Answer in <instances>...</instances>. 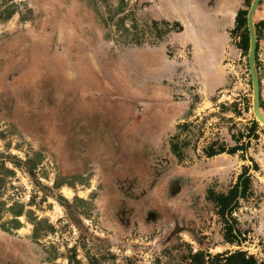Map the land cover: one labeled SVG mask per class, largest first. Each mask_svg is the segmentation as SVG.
I'll list each match as a JSON object with an SVG mask.
<instances>
[{
    "label": "rangeland",
    "instance_id": "obj_1",
    "mask_svg": "<svg viewBox=\"0 0 264 264\" xmlns=\"http://www.w3.org/2000/svg\"><path fill=\"white\" fill-rule=\"evenodd\" d=\"M118 3L0 0V222L13 202L28 215L0 227V264H68L71 248L82 264H188L187 248L264 261V124L248 53L225 60L226 85L205 96L138 0ZM254 67L260 101L258 52ZM210 144L241 149L209 157ZM243 168L249 188L231 214L242 235L228 243L206 196ZM34 218L54 231L33 238Z\"/></svg>",
    "mask_w": 264,
    "mask_h": 264
},
{
    "label": "crops",
    "instance_id": "obj_2",
    "mask_svg": "<svg viewBox=\"0 0 264 264\" xmlns=\"http://www.w3.org/2000/svg\"><path fill=\"white\" fill-rule=\"evenodd\" d=\"M138 4L150 20L181 26L180 31L167 33L165 43L174 47L175 56L183 58L177 61L178 65L187 62L203 95L208 96L226 85L223 63L237 59L242 53L237 46L239 40L233 42L232 30L237 12L245 8L244 0H138ZM253 23L264 26V0L255 9ZM257 52L264 56V27ZM219 70L223 76L217 79ZM260 99L264 105V72L260 76Z\"/></svg>",
    "mask_w": 264,
    "mask_h": 264
},
{
    "label": "trees",
    "instance_id": "obj_3",
    "mask_svg": "<svg viewBox=\"0 0 264 264\" xmlns=\"http://www.w3.org/2000/svg\"><path fill=\"white\" fill-rule=\"evenodd\" d=\"M104 2L108 0H102ZM252 0H244L245 8L240 9L237 12L235 26L232 30L233 36H238L239 41L237 42V46L242 49V52L247 54L249 49V36L248 29L246 23V16L248 12V8L251 5ZM124 5V0H119L118 3V12L122 11V6ZM119 24L123 26L122 18H119ZM135 25V24H134ZM151 27L158 32L159 40L162 39L170 31H180L182 28L178 23H170L164 20L150 21ZM254 32L256 37V51L257 52V42L259 37L261 36L263 25L259 23H254ZM126 29V28H125ZM158 30V31H157ZM127 31V29H126ZM137 43V42H135ZM138 44V43H137ZM260 106L262 107L263 102L260 99ZM257 126V122L253 120L251 122L250 127L247 129V135L254 136L255 127ZM181 127H186V124H182ZM175 138V137H174ZM171 151L176 156H180V147L177 142L170 144ZM241 148L237 144L231 146L230 148H225L224 146L215 147V144H210L206 150V155L211 157L213 155H217L223 152L228 154H235ZM256 167V164H254ZM253 165V166H254ZM247 170L243 168V172L238 176L236 183L231 186L227 192L225 193H215L212 190L207 191V199L212 200L215 205L218 207V213L221 216L223 222V239L225 242L234 243L239 242L241 240V232L238 228L235 227L236 221L233 218L232 210L238 204V198H241L246 195V192L249 188V176L246 175ZM12 218H10L7 222H0V227L6 231L9 228L6 227V223H10L11 229H17L21 227V222L19 221L20 216H27L26 211L24 212L23 205L19 202H13L11 206L7 209ZM30 220V219H29ZM33 225V238H38L41 233L53 232L54 226L49 224L46 219H32ZM53 247V246H52ZM75 249L71 248L69 251H72L70 254H65V258L68 261V264H82L81 261L75 255ZM59 256L57 250H54V255L51 259ZM182 259L187 260L188 264H264L263 260H258L254 255L248 254L244 250H233V251H224L219 253H210L206 250H196L193 251L191 248H187L186 252L182 254ZM88 264H101V260L96 257L87 256ZM181 264V263H180Z\"/></svg>",
    "mask_w": 264,
    "mask_h": 264
},
{
    "label": "water",
    "instance_id": "obj_4",
    "mask_svg": "<svg viewBox=\"0 0 264 264\" xmlns=\"http://www.w3.org/2000/svg\"><path fill=\"white\" fill-rule=\"evenodd\" d=\"M258 3L259 0H252L246 16V23H247L248 36H249L248 68H249V73L253 88V106H252L253 113L256 119L264 124V117L259 111V81L254 67L256 37L253 27V15Z\"/></svg>",
    "mask_w": 264,
    "mask_h": 264
}]
</instances>
